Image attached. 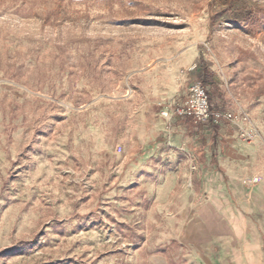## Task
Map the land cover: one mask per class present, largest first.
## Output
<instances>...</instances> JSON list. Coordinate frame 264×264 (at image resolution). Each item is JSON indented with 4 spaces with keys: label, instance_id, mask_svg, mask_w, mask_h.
<instances>
[{
    "label": "rangeland",
    "instance_id": "1",
    "mask_svg": "<svg viewBox=\"0 0 264 264\" xmlns=\"http://www.w3.org/2000/svg\"><path fill=\"white\" fill-rule=\"evenodd\" d=\"M253 188L264 0H0V264H225Z\"/></svg>",
    "mask_w": 264,
    "mask_h": 264
},
{
    "label": "crops",
    "instance_id": "2",
    "mask_svg": "<svg viewBox=\"0 0 264 264\" xmlns=\"http://www.w3.org/2000/svg\"><path fill=\"white\" fill-rule=\"evenodd\" d=\"M217 130H219V127ZM239 148H240V145H239ZM220 162L223 163L222 160H220ZM263 192H264L263 189H257V188H253L250 191H248V194H246V196H244V198L241 199V202L244 204V207H243L244 209L242 210L239 208L236 209L234 206H226L227 204H221V206L218 204L219 206L218 205L214 206L215 209L218 210V212H224V215L226 212L228 213V210H226L228 207L236 212L241 211L242 216H243L241 220L242 221L241 226L244 227L245 233L247 235L246 240H244L243 238L236 239L233 236V234H228L230 236V247L220 254V257L222 258L223 263L241 264L238 261V257H242L241 260L244 257H246V258H249L253 262V264H264V220H262L261 222V228L263 229V232H260L257 226L252 227L253 222L250 220L246 212H244L246 208L251 207L252 209L256 206V203H255L256 201L254 202L252 199L253 193H256L257 197L259 196L262 197ZM219 201H222V200L219 199ZM224 207H225V210H223ZM202 218H203L202 223L204 227L209 229L211 234L217 235L216 233L211 231L207 223V220L203 216Z\"/></svg>",
    "mask_w": 264,
    "mask_h": 264
},
{
    "label": "built area",
    "instance_id": "3",
    "mask_svg": "<svg viewBox=\"0 0 264 264\" xmlns=\"http://www.w3.org/2000/svg\"><path fill=\"white\" fill-rule=\"evenodd\" d=\"M175 114L202 124L218 123L223 115L213 111L208 90L201 81L191 86L188 99L183 106L176 108ZM227 116L231 118L230 114Z\"/></svg>",
    "mask_w": 264,
    "mask_h": 264
}]
</instances>
